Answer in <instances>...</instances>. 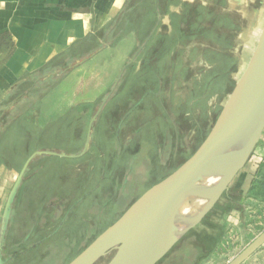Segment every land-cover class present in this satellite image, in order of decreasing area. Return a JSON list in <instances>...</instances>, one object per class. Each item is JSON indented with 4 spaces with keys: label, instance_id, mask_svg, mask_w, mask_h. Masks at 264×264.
<instances>
[{
    "label": "rangeland",
    "instance_id": "rangeland-1",
    "mask_svg": "<svg viewBox=\"0 0 264 264\" xmlns=\"http://www.w3.org/2000/svg\"><path fill=\"white\" fill-rule=\"evenodd\" d=\"M261 6L257 0H177L169 14L155 23L150 18L153 27L128 61L142 47L139 55L110 95L101 125H94L91 148L78 158L42 155L32 162L27 176H33L10 212L9 240L15 247L10 245L5 255H12L8 264H67L196 150L248 65L264 27ZM184 8L185 18H179ZM44 88L8 110L7 120L14 123L0 142V228L12 186L33 152L76 155L85 145L94 112L40 124ZM263 159L264 134L243 171ZM235 185L195 227L215 241L211 253L194 264H228L264 230V212L256 200H226L231 191L241 197ZM205 203L190 197L183 206L198 211ZM195 233L182 238L159 264L175 263L196 241ZM242 264H264V244Z\"/></svg>",
    "mask_w": 264,
    "mask_h": 264
},
{
    "label": "water",
    "instance_id": "water-1",
    "mask_svg": "<svg viewBox=\"0 0 264 264\" xmlns=\"http://www.w3.org/2000/svg\"><path fill=\"white\" fill-rule=\"evenodd\" d=\"M142 47L126 64L101 105V111L122 78L126 67L135 61ZM87 59L68 67L72 69ZM52 74L43 75V79ZM16 102L7 106L13 107ZM99 110V111H100ZM98 111V113H99ZM92 118L82 152L68 155L40 150L37 155L79 157L90 147ZM264 134V27L243 74L236 82L210 132L174 171L143 192L121 215L67 264H96L113 253L107 264H158L195 228L227 194L235 178L244 170ZM22 169L10 192L0 228V249L8 224L11 203ZM218 178L215 182L209 179ZM190 197L206 201L198 211L184 212L182 206ZM264 244V230L228 264H242Z\"/></svg>",
    "mask_w": 264,
    "mask_h": 264
},
{
    "label": "crops",
    "instance_id": "crops-1",
    "mask_svg": "<svg viewBox=\"0 0 264 264\" xmlns=\"http://www.w3.org/2000/svg\"><path fill=\"white\" fill-rule=\"evenodd\" d=\"M257 1L262 5L260 17L264 14V0ZM126 2L0 0L1 103L13 97H28L37 83L59 74L60 80L41 98L40 124L57 123L70 114L89 117L94 112L91 122L101 109L103 102L97 106L100 98L114 86L138 46L135 29L125 32L116 43L106 40ZM157 17H161L158 10ZM82 59L87 60L68 69ZM49 73L52 75L42 78ZM241 174L244 176L239 180ZM252 174V168L242 171L231 185L241 189L243 202L248 201L245 198Z\"/></svg>",
    "mask_w": 264,
    "mask_h": 264
},
{
    "label": "trees",
    "instance_id": "trees-1",
    "mask_svg": "<svg viewBox=\"0 0 264 264\" xmlns=\"http://www.w3.org/2000/svg\"><path fill=\"white\" fill-rule=\"evenodd\" d=\"M175 1L177 2V0H127L125 6L123 7L120 17L111 25V27L109 28V32H107L106 35L107 42L116 43L117 40H119L124 35L125 32L131 29H135L137 31V38L140 41L142 38L145 37V34H148V32H150V29L153 27L152 19L154 18V23L157 20V10L161 14V17H163L164 15L169 14L170 7L175 3ZM183 10H184L183 14L177 15L179 16V18H185L184 16L185 8ZM208 11L209 12L212 11L213 13L215 12L213 9H209ZM173 15L174 14H171V16ZM150 18L152 19L150 20ZM183 23H185V21H183ZM60 78L61 77L58 78L48 77L45 80L40 81L39 83H37L36 87L31 91L30 94L32 95L37 91L42 90L43 86H46V88H44L45 89L44 94H45L54 84H56L60 80ZM28 98L29 96L23 99L25 100ZM1 100L2 99H0V104H1ZM9 100L2 102L1 105L2 107L0 108L9 106L14 101H17L13 99L9 102ZM18 104H20V102H17L15 106H17ZM8 115H9L8 110L0 111V142L1 143L2 140L4 139L6 131L9 130L8 128L12 125V123H14L13 121L8 122L7 120ZM239 197L240 196L238 194L234 196V193L231 191L229 197H227L226 200L236 202L237 199L238 200L241 199V197L240 198ZM245 199H248V201L256 200L258 202V205L262 208L261 213L264 212V159L262 162L259 163L257 170L252 174L250 187ZM216 206L214 208H216ZM214 208L208 213V215L203 219V221H205L206 218L210 216ZM217 229H219V227ZM192 231L197 232L195 233L196 241L190 243L188 245V250L180 254V256L175 261V263L172 264H194L197 261V259L205 257L206 253H211V251L214 249L215 239L214 237L208 235L207 231H201L199 233L198 231H196L195 228V229H191L189 232L191 233ZM189 232H187L182 238L184 239L188 234H190ZM98 235L94 236L88 242V244L91 243ZM207 238H210L211 240H207ZM170 252L168 254H170ZM168 254L159 263L163 262L164 259L168 256ZM110 255L112 257L113 253H111Z\"/></svg>",
    "mask_w": 264,
    "mask_h": 264
},
{
    "label": "flooded vegetation",
    "instance_id": "flooded-vegetation-1",
    "mask_svg": "<svg viewBox=\"0 0 264 264\" xmlns=\"http://www.w3.org/2000/svg\"><path fill=\"white\" fill-rule=\"evenodd\" d=\"M23 100V98H19V99H17V101H14V102H21ZM105 100V99H104ZM110 97H109V99L107 100V102H106V104L104 105V109H103V113L102 114H104L105 113V111H106V107L107 106H109V104H110ZM13 102V103H14ZM15 103V104H16ZM12 104V103H11ZM15 104L13 105V107L15 106ZM101 106V105H100ZM13 107H11V108H9V109H7V106L6 107H3V108H0V111H6V110H10V109H12ZM105 116H108V113L105 115ZM97 124H99V125H101V112H100V114H99V116H98V119H97V122L95 123V124H93V128H92V131L94 130V125H97ZM100 130H101V128H100ZM93 134V133H92ZM91 140L93 141V139L91 138ZM92 141H91V143H90V147H89V149L91 148V146H92ZM85 144H86V141H85ZM84 147H85V145H84ZM34 153V152H33ZM32 153V154H33ZM42 155H45V154H41V155H37V156H35L33 159H31L29 162H28V159L31 157V155L24 161V163L22 164V167H21V169H20V171H19V174H18V176L20 175V173H21V171H22V169L26 166V164H27V167H26V170H25V172H24V174H23V176H22V178H21V180H20V183H19V185H18V187H17V191H16V193H15V195H14V198H13V201H12V203H11V210H13L14 208H15V198H16V195L20 192V190H22L23 188H24V185H25V183L28 181L27 179L28 178H32V174H30V175H28L27 176V172L29 171V169H30V167H31V164H32V162L37 158V157H40V156H42ZM77 155V154H76ZM85 155V154H84ZM83 156V155H82ZM79 157H81V156H79ZM78 158V157H77ZM17 162V161H16ZM18 165H20V164H18ZM13 166H15V165H13ZM259 166V165H258ZM252 167V166H251ZM253 171V170H252ZM254 172V171H253ZM18 176H17V179H18ZM17 179H16V181H17ZM15 181V182H16ZM14 185H15V183H14ZM14 185L12 186V189H13V187H14ZM12 189H11V191H12ZM10 191V192H11ZM10 195V194H9ZM8 199H9V196H8ZM8 199H7V202H8ZM7 202H6V204H7ZM6 204H5V206H6ZM5 209V208H4ZM11 212V211H10ZM11 218H12V216H9V220H8V224H7V227H6V230H5V233H4V238H3V241H2V243H1V249H0V264H8V262H9V260H10V258L12 257V255L10 256H5L6 255V253H9V250H11V248H10V245H12L13 247H15V244H13L14 243V240H9V237H10V231H9V226H10V222H11ZM11 236L12 237H14V235L11 233ZM10 241L12 242L11 244H10ZM100 262V261H99ZM99 262H97L96 264H98Z\"/></svg>",
    "mask_w": 264,
    "mask_h": 264
},
{
    "label": "bare ground",
    "instance_id": "bare-ground-1",
    "mask_svg": "<svg viewBox=\"0 0 264 264\" xmlns=\"http://www.w3.org/2000/svg\"><path fill=\"white\" fill-rule=\"evenodd\" d=\"M217 179L218 178H211V179H209V181L210 182H215V181H217ZM189 203V202H188ZM201 206V205H200ZM198 207H199V205H198ZM197 209V208H196ZM190 210L191 211H194V210H192V207H190V205L189 206H183V210L182 211H184V212H190Z\"/></svg>",
    "mask_w": 264,
    "mask_h": 264
},
{
    "label": "built area",
    "instance_id": "built-area-1",
    "mask_svg": "<svg viewBox=\"0 0 264 264\" xmlns=\"http://www.w3.org/2000/svg\"><path fill=\"white\" fill-rule=\"evenodd\" d=\"M259 163H260V161H258V162H252L251 164H252V170L255 172L256 170H257V168H258V165H259ZM253 172V173H254Z\"/></svg>",
    "mask_w": 264,
    "mask_h": 264
}]
</instances>
